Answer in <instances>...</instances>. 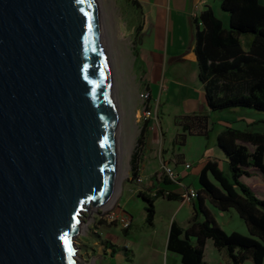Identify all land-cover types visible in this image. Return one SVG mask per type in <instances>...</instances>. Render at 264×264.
Returning a JSON list of instances; mask_svg holds the SVG:
<instances>
[{"label":"water","instance_id":"water-1","mask_svg":"<svg viewBox=\"0 0 264 264\" xmlns=\"http://www.w3.org/2000/svg\"><path fill=\"white\" fill-rule=\"evenodd\" d=\"M120 158L97 0H0V264H78Z\"/></svg>","mask_w":264,"mask_h":264},{"label":"trees","instance_id":"trees-1","mask_svg":"<svg viewBox=\"0 0 264 264\" xmlns=\"http://www.w3.org/2000/svg\"><path fill=\"white\" fill-rule=\"evenodd\" d=\"M220 6L228 14L227 26L210 8L193 18L196 27L194 53L207 110L182 117L183 142L185 132L207 137L212 123L209 112L232 108L264 112V5L259 0H220ZM245 37L249 38L247 50L243 48ZM145 135L146 124L140 127L131 154L135 175ZM216 141L227 158L231 176L223 173L217 161L205 163L198 176V206L186 228L171 222L167 250L177 253L183 264H204L205 243L210 239L217 250L225 251L231 264H243L246 259L263 264L264 199L255 196L241 177L251 176L250 167L264 174V133L230 126L219 131ZM164 179L166 185L172 184ZM139 196L146 203L145 222L150 226L155 217L156 199H180L178 193L163 189L152 195L139 193ZM205 200L220 211L234 209L244 221L249 235L223 230ZM123 230L127 232L126 228ZM111 246L104 242L105 248Z\"/></svg>","mask_w":264,"mask_h":264},{"label":"crops","instance_id":"crops-1","mask_svg":"<svg viewBox=\"0 0 264 264\" xmlns=\"http://www.w3.org/2000/svg\"><path fill=\"white\" fill-rule=\"evenodd\" d=\"M114 1L117 12L115 13L111 9L107 14L111 18V22H109V25L111 23V27H109V36L111 40L110 44L113 47L112 51L116 54L113 61H115L114 63L118 66V91L120 92L121 108L124 112L126 121L128 122V117H131V115H140V109L142 107V102L139 98L140 87L144 86L155 96L158 92L157 84L160 81L164 82L165 86L161 94L162 97H165L166 101L170 100L179 113L186 115L205 112L207 108L204 87L198 77L199 69L194 53V35L196 27L193 13L195 10L196 16H198L202 11L210 8L216 16L226 17L228 14L224 13L221 9L220 0H128V31L125 29L126 23L123 21L124 19L120 18L119 7L122 6V3L120 4V0ZM259 2L264 5V0H259ZM130 4H133L135 9H133ZM148 30L150 33L146 35L145 33ZM248 39L249 38L246 37L244 38L246 41V45H243L244 50L248 49ZM139 66L142 67L144 72L142 75L143 77H141L138 70ZM182 73L189 75L187 81L183 80ZM237 109L245 111L247 108H245V110L243 108H232L209 112L210 122L212 123L207 137L202 135H191L187 139L188 143L190 137H198V140H196L197 148L195 152H186L184 154V162L179 163L171 160L163 162L174 167L180 174V179L183 184L198 190L200 188L199 183L195 185L190 181L187 182V178L191 174L192 169L196 167V164L198 165L199 176V172L208 160H215L220 165L219 162L223 160L222 157H224L227 162V158L223 151L221 150L222 154L219 152L218 154L213 147L214 144L210 143V133L215 123H219L218 131L215 134V144H217V134L221 129L230 126L246 129L255 124L254 122H256L257 119L247 122L244 115L236 114L235 110ZM226 111L230 114H220ZM213 113H219L218 115L216 114V120L212 118ZM242 124L243 126H241ZM191 158L195 160L192 161ZM189 162L190 168L184 169L183 163ZM249 169L254 168L250 167L248 171ZM261 174L263 176L260 179L251 180L249 184L244 181L247 176H245L244 179L241 177V181L248 185L250 189L257 187L264 189V174ZM164 178L163 176L161 182L162 188L160 189L175 190L177 188L174 184L166 185ZM159 198L177 202L175 209H170L169 207V217L167 219L166 231L162 242L164 264H179L178 261L183 264L177 253L167 250L168 227L170 228L171 222L175 221L181 227L186 228L194 212V208L198 206V201L196 199L187 202L182 199L168 200L164 197ZM205 205L214 216L216 222L226 232L237 231L247 235L248 229L246 225L239 224L235 221L231 209L221 212L217 209L219 213L223 215L222 222L219 221L215 215L214 210L216 208L206 200ZM183 208L184 215H181V218L186 221L182 223L177 218V215L181 214ZM234 223L237 224H235L237 227H232ZM226 224L231 227L226 229V227H224ZM207 247L213 248L215 251L214 258L212 259L214 264H231V260L225 251L217 250L210 239L205 243L204 264H206L205 251ZM127 259L128 264H133L132 253H128ZM247 260L249 259L245 261ZM110 262L111 261H108L107 264H110ZM112 263L116 264L115 261H112Z\"/></svg>","mask_w":264,"mask_h":264},{"label":"rangeland","instance_id":"rangeland-1","mask_svg":"<svg viewBox=\"0 0 264 264\" xmlns=\"http://www.w3.org/2000/svg\"><path fill=\"white\" fill-rule=\"evenodd\" d=\"M97 2L101 13L100 18L105 29L104 31H106L105 38L116 93L121 158L118 188L113 199L109 200L107 202L108 204H103L104 206L94 207L89 205L86 208L87 210L84 211L80 231L74 238L77 246L78 262L80 264H107L108 261H111L110 264H114L112 261H115L116 264H128V250L131 249L130 252L133 254V264H164L162 242L166 231L167 219L169 217V207L170 209H175L177 202L167 201L161 198L157 199L154 204L156 213L153 221L154 225L150 226L145 222L146 203L142 197L139 196V193L152 195L158 189L162 188L161 182L163 174L161 164L166 160L179 163L184 162V154L186 152H195L197 148L196 140H198V137H190V141L187 143V139L191 135H188L185 132V141H181L183 138L181 136L183 135L181 123L182 117L185 114L179 113L170 100L166 101L165 97H162L161 94L163 89L161 88V84H164L162 81L157 84L158 92L155 96H153L150 90L144 86L139 89V95L141 93L148 95L146 108L151 110V115L148 118H140V116L131 115V117H128V122L126 121L124 112L121 108L119 97L120 92L118 91V66L114 63L115 61H113L116 54L112 51L113 47L110 44L111 40L109 36V27H111V23L109 25V22H111V18L107 15L111 9L116 13L117 7L114 0H97ZM119 2L120 4L122 3V6L119 7L120 18L124 19L123 21L126 23L125 29L128 31V0H120ZM130 6L135 9L133 4H130ZM217 17L221 20L223 19L222 21L224 25L227 26L228 16ZM149 33L150 32L148 30L145 34L148 35ZM245 42L246 41L243 39L244 46L246 45ZM141 66L138 67V70L141 77H143L142 75L144 72ZM182 76L184 81L189 79V75L187 74L182 73ZM144 105V102H142L140 114H142ZM243 109L245 110V108ZM250 110L248 109L247 111L246 109L245 111H242L241 109H237L235 111L237 115H244L247 122L257 119L256 123L249 127V129L264 133V112L259 110ZM216 114L218 115L219 113L212 114V118L215 120ZM220 114L225 115L230 113H227L226 111L221 112ZM144 124H146L145 144L141 148L139 154L138 169L137 174L135 175L131 168L130 159L134 149L135 139L139 133L140 127ZM241 126H243V124ZM218 128L219 123L217 122L214 124L213 130L210 133V143L214 144L213 147L217 153L219 152L222 154L221 149L217 146V144H215V134L217 133ZM249 148L251 149V147ZM222 159L223 160L219 162V166L223 173L227 177H230L231 171L229 164L227 163L228 161L226 162L224 157H222ZM191 160L193 161L195 159L191 158ZM249 172L252 175L250 176L251 178L245 176L242 177L243 179L245 177L244 181L248 184L251 180L260 179L263 176L257 169H249ZM139 176L141 177L140 182L137 180ZM189 181L195 185L198 183L197 164L187 178V182ZM251 191L255 194V196L264 199V189L257 187L254 189L251 188ZM105 209H111V211L130 217L132 225L129 228H126L127 232L123 230L125 228H123L119 222H109L99 215V213L103 212ZM215 210L214 212L216 217L219 221L223 222V215H221L217 209ZM183 211L184 208L181 214L177 215V218L182 223L186 221L181 218V215H184ZM231 211L235 221L244 225L245 223L239 217L238 213L234 209H231ZM235 224L236 223H234V225L232 224V227H237V224ZM224 227L229 229L231 226L226 224ZM247 235H249V233H247ZM104 242L111 244L112 248H105ZM111 250L114 251L112 255ZM214 255V249L207 247L205 251L206 264H214L212 261ZM178 262L181 264L180 261ZM244 264L253 263L252 260L249 259L245 261Z\"/></svg>","mask_w":264,"mask_h":264},{"label":"built area","instance_id":"built-area-1","mask_svg":"<svg viewBox=\"0 0 264 264\" xmlns=\"http://www.w3.org/2000/svg\"><path fill=\"white\" fill-rule=\"evenodd\" d=\"M196 15H197L196 11L194 10L193 17H197ZM199 24H201V22H199ZM161 88L162 89L165 88L164 84H161ZM139 96L142 102H144L145 104L143 107L142 114H140L139 116L140 118L141 117L148 118L151 115V110L146 108L147 107L146 101H147L148 95L141 93ZM183 166H184V169L190 168L189 163H183ZM161 170H162L163 176L177 187L175 190H166V192L167 191L176 192L180 195V199H182L183 201H187V202H190L196 199L197 189L183 184L180 179V174L174 169L172 165H169L167 163H162ZM137 180L140 182L141 177L139 176ZM101 217L105 218L109 222L117 221L119 222L120 225L123 226V228H129L131 226V219L129 216L127 217L126 215H121L115 211L110 210L104 216H101Z\"/></svg>","mask_w":264,"mask_h":264},{"label":"bare ground","instance_id":"bare-ground-1","mask_svg":"<svg viewBox=\"0 0 264 264\" xmlns=\"http://www.w3.org/2000/svg\"><path fill=\"white\" fill-rule=\"evenodd\" d=\"M99 13H100V9H99ZM100 15H101V13H100ZM101 17V16H100ZM104 22V21H103ZM103 25V24H102ZM105 29H104V27H103V32H104V36H105V33H106V31H104ZM105 41H106V38H105ZM106 46H107V44H106ZM107 51H108V47H107ZM108 55H109V52H108ZM108 58H109V56H108ZM110 63V62H109ZM114 82V81H113ZM117 191V188H116V190L114 191V193H113V195L111 196V198H110V200H112L113 199V197H114V195H115V192ZM108 204V203H107ZM82 225V224H81ZM81 225H80V228H81ZM78 264H80L79 262H77Z\"/></svg>","mask_w":264,"mask_h":264},{"label":"snow or ice","instance_id":"snow-or-ice-1","mask_svg":"<svg viewBox=\"0 0 264 264\" xmlns=\"http://www.w3.org/2000/svg\"><path fill=\"white\" fill-rule=\"evenodd\" d=\"M81 2H83V0H81Z\"/></svg>","mask_w":264,"mask_h":264}]
</instances>
